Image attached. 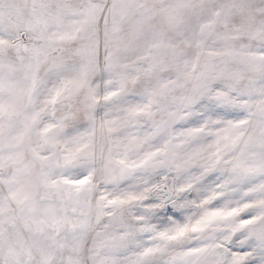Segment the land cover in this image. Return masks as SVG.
Returning <instances> with one entry per match:
<instances>
[{
    "label": "snow or ice",
    "instance_id": "snow-or-ice-1",
    "mask_svg": "<svg viewBox=\"0 0 264 264\" xmlns=\"http://www.w3.org/2000/svg\"><path fill=\"white\" fill-rule=\"evenodd\" d=\"M0 264H264V0H0Z\"/></svg>",
    "mask_w": 264,
    "mask_h": 264
}]
</instances>
